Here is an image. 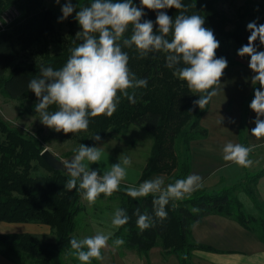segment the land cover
Segmentation results:
<instances>
[{"label":"trees","instance_id":"16d2710c","mask_svg":"<svg viewBox=\"0 0 264 264\" xmlns=\"http://www.w3.org/2000/svg\"><path fill=\"white\" fill-rule=\"evenodd\" d=\"M71 1L76 11L90 3V0ZM220 2L184 0L188 5L186 14L204 16L205 27L212 29L220 41L216 56L225 57L228 61L224 75L230 68L239 65L231 57L230 48L233 42L242 46L248 43L251 33L247 25L253 20L249 19L252 16L250 8L244 7L242 12L232 18L221 10ZM134 3L139 6V0H134ZM259 6L263 13L259 22L264 24V3ZM12 7L20 15L8 30H0V94L22 103L26 112L37 114L35 104L38 98L28 89V82L39 76L41 65L61 68L70 57L71 50L81 42L74 32L76 12L68 17L69 31L63 39L62 51L51 54L46 41L55 33L56 15L44 8L43 0H0V16ZM144 11L142 21L152 20L153 30L156 31V11ZM165 11L174 19L178 11L182 10L173 8ZM230 26L233 27L231 30ZM124 35L129 37L131 28ZM36 44L45 45L41 52H36L40 56L37 62L15 64L20 56ZM254 44L257 48H264L259 39ZM122 50L129 55L130 71L137 78H147L148 86L134 90L135 103H130L127 97H121L117 111L111 117H92L86 131L64 133V136L76 138L79 145L97 147L110 130L127 131L133 125L144 128L152 135L153 145L138 184L160 174L169 176V182L184 178L192 168L191 143L204 139L208 134L201 126V119L209 110L210 103L204 109L194 105L193 102L199 98L195 95L198 94L192 93L185 82L173 75V69L166 66L165 54L149 53L141 57L135 47ZM50 110H55V106ZM95 134L101 137L100 141L93 139ZM181 147L185 156L179 152ZM75 150L68 155H74ZM43 151V145L36 137L21 133L0 117V222H36L48 226L56 236L55 242L47 243L27 233L0 234L3 255L18 264H65L64 257L72 256L69 241L77 228L76 218L84 210L81 192L65 188L68 176L64 171L49 167L42 159ZM40 168L48 173L37 174ZM263 175L264 169L256 175H249L245 183L229 189L217 193L199 189L187 198L170 201L166 206L167 218H154V226L143 232L136 226L133 213L139 207L141 211L147 209L151 214L152 196L133 199L123 190L129 185L122 183L121 190L111 197L101 194L98 198L113 200L119 197V207L126 209L131 217L127 225L116 229L110 242L123 237L126 241L124 245L140 254H147L151 248L160 246L165 255H176L180 264H193L194 251L213 249L195 242L191 229L205 216L218 214L232 218L247 230L257 233L264 243V204L256 199L254 190V185ZM241 189L256 206L257 216L245 214L243 204L237 197ZM194 208L198 211H193ZM71 259L73 264H80L74 256ZM91 264H100V261L93 259Z\"/></svg>","mask_w":264,"mask_h":264},{"label":"clouds","instance_id":"9594fccd","mask_svg":"<svg viewBox=\"0 0 264 264\" xmlns=\"http://www.w3.org/2000/svg\"><path fill=\"white\" fill-rule=\"evenodd\" d=\"M60 4V0H55ZM177 9L178 14L171 18L167 9ZM145 9L156 11L154 22L142 21ZM76 12L75 19L82 31L76 34L81 42L71 50L66 63L59 69L52 66L40 67V74L28 82V89L38 98L35 112L45 126L56 132L78 133L86 131L90 118L111 117L120 104L121 97L130 103L136 102L135 89L146 88L147 78H137L128 67L129 55L122 49L135 47L141 57L149 53L165 54L166 66L173 69V75L185 82L188 89L199 98L193 103L204 109L221 91L220 78L228 66L225 57L216 56L220 41L212 29L205 27V18L199 14H186L188 5L184 0H90L79 7L71 0L61 6V21ZM131 28V35L125 33ZM251 35L248 43L238 49L240 57H250L249 68L254 73L251 82L260 85L254 91V99L249 107L256 113L255 127L251 135L264 138V51H258L254 42L259 39L264 44V24L255 21L247 25ZM170 37V38H169ZM132 89V92L128 90ZM119 93V94H118ZM55 106V110H50ZM95 141L101 137L94 135ZM254 145L229 141L222 148V158L243 168H250L254 160L250 154ZM101 159V147L80 144L74 156L63 162L64 173L68 176L65 188L76 189L89 204H95L103 194L111 197L121 190L133 161L121 155L119 162L111 164L110 169L100 175L90 165ZM204 187V178L192 173L184 178L166 183L163 175L145 179L138 185L124 188L127 196L136 199L152 196V213L137 207L136 226L143 232L152 228L154 218L166 219V206L170 201L182 200ZM242 201L246 199L241 194ZM198 211V209H193ZM131 219L127 210L117 207L111 214L110 224L119 229ZM127 231V229H125ZM111 231H99L94 235L77 238L69 243L74 256L80 264H91L93 259L103 260V252L110 246H123L126 241L117 237L111 241Z\"/></svg>","mask_w":264,"mask_h":264},{"label":"crops","instance_id":"0c3cea01","mask_svg":"<svg viewBox=\"0 0 264 264\" xmlns=\"http://www.w3.org/2000/svg\"><path fill=\"white\" fill-rule=\"evenodd\" d=\"M237 61L239 65L230 68L220 78L222 91L213 97L209 110L201 119V126L207 130V136L193 141L190 145L192 157L190 174H200L204 178V187L201 189L210 193L243 184L249 175H256L264 169V138L251 135V129L255 127L256 113L249 107L254 99V91L260 85L254 86L251 82L254 73L249 68L250 59ZM229 141L255 146L250 154V158L254 160L252 167L243 168L223 160L222 148ZM142 170L137 175L138 179L136 177V185L141 178ZM160 175L166 178V183L170 181L169 176ZM154 176L156 175L150 178ZM123 183L126 184L127 181ZM254 190L256 199L264 204V175L257 180ZM241 194L246 198L243 201ZM237 197L242 202L246 215H258L256 206L242 189L237 192ZM7 224H11L10 228L2 226L0 234L26 233L12 230L18 226L14 225L17 223ZM92 227L90 234L94 235L99 232L97 229H100L101 224H94ZM42 228V235L53 234L48 226ZM191 234L195 242L213 249L194 251L193 264H264V243L258 234L247 230L232 218L218 214L207 215L194 224ZM109 244L111 245L110 241ZM103 257L100 264H180L176 255H165L160 246L151 248L147 254H140L133 248L121 249L110 246L103 252ZM0 264L18 263L1 254Z\"/></svg>","mask_w":264,"mask_h":264},{"label":"rangeland","instance_id":"374dc122","mask_svg":"<svg viewBox=\"0 0 264 264\" xmlns=\"http://www.w3.org/2000/svg\"><path fill=\"white\" fill-rule=\"evenodd\" d=\"M44 8L50 9L56 15L55 22V33L46 41L48 49L51 54H57L62 51L63 39L69 31L68 18L65 20H60L62 16L61 6L65 3V0H60V4H57L55 0H43ZM72 2V1H71ZM264 3L263 0H221L220 8L228 16L234 18L244 7L251 9V18L257 23L261 24L259 21L263 16L260 12V4ZM20 15V13H19ZM19 17V16H18ZM233 27L230 26L229 30ZM82 31L78 22L75 25L74 32L77 34ZM42 45H34L26 54H23L18 58L15 64L21 63H31L37 62L40 59L38 55L42 51ZM242 45L232 43L230 48V55L233 60H247L250 57H240L237 54L238 49ZM258 51H264V48H257ZM38 51V53H36ZM0 117L5 120L10 126L18 129L21 133L36 137L44 149H48L53 154H55L63 162L71 159L74 155H68L70 152L77 149L79 146V141L76 138H66L64 133L56 132L51 130L47 126L43 125L39 120V116L35 113L26 112L25 106L19 101L7 99L0 94ZM153 145V137L144 128L138 126H131L127 131H116L110 130L107 136L102 139L97 147H101V159L97 163L90 165V169L98 170L99 174L102 175L103 171L110 169L111 164L119 162V157L121 155H127L131 157L133 164L128 170V175L126 177L127 183L135 184L136 177L145 163L148 161ZM180 154L185 156L183 147L179 150ZM47 170L40 168L37 174H47ZM126 183V184H127ZM129 185V184H128ZM130 186V185H129ZM193 194V193H192ZM187 198V197H186ZM84 210L76 218L77 228L75 230L74 236L77 238H82L84 236L91 235V228L94 224L100 223V229L98 231L108 232L111 231L113 234L116 229L111 227L110 220L113 211L120 206L119 197H115L113 200L103 198L97 199L95 204H89L83 198L81 200ZM11 224L0 222V230L2 226L9 227ZM18 225L15 227L14 231L26 232L37 238L44 240L47 243L55 242V234L42 235V227L45 225L31 222L28 224H14ZM89 228V229H88ZM0 248L3 250V245L0 243ZM119 248H126L125 245L119 246ZM3 255L2 251L0 255ZM4 256V255H3ZM72 256L64 257L65 264H73ZM19 262H21L19 260Z\"/></svg>","mask_w":264,"mask_h":264},{"label":"water","instance_id":"95a60500","mask_svg":"<svg viewBox=\"0 0 264 264\" xmlns=\"http://www.w3.org/2000/svg\"><path fill=\"white\" fill-rule=\"evenodd\" d=\"M41 156L45 163L55 171H64L63 161L48 149H44Z\"/></svg>","mask_w":264,"mask_h":264},{"label":"built area","instance_id":"2783aa9c","mask_svg":"<svg viewBox=\"0 0 264 264\" xmlns=\"http://www.w3.org/2000/svg\"><path fill=\"white\" fill-rule=\"evenodd\" d=\"M18 16H19V11L15 7H12L7 11H5L0 16V30L1 31L8 30L9 26L14 22L16 18H18Z\"/></svg>","mask_w":264,"mask_h":264}]
</instances>
